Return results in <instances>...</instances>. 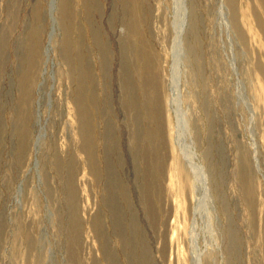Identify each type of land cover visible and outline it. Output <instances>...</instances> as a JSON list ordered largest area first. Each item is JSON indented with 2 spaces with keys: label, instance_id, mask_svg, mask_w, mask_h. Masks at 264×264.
<instances>
[{
  "label": "rangeland",
  "instance_id": "374dc122",
  "mask_svg": "<svg viewBox=\"0 0 264 264\" xmlns=\"http://www.w3.org/2000/svg\"><path fill=\"white\" fill-rule=\"evenodd\" d=\"M0 264H264V0H0Z\"/></svg>",
  "mask_w": 264,
  "mask_h": 264
}]
</instances>
